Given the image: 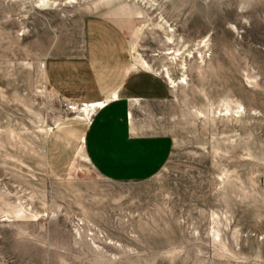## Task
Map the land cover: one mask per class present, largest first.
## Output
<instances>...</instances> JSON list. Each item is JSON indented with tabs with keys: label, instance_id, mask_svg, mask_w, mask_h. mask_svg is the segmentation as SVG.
Returning a JSON list of instances; mask_svg holds the SVG:
<instances>
[{
	"label": "rangeland",
	"instance_id": "obj_1",
	"mask_svg": "<svg viewBox=\"0 0 264 264\" xmlns=\"http://www.w3.org/2000/svg\"><path fill=\"white\" fill-rule=\"evenodd\" d=\"M41 1L0 0V264H264V0ZM89 15L171 87L148 181L78 155L94 110L43 74Z\"/></svg>",
	"mask_w": 264,
	"mask_h": 264
},
{
	"label": "crops",
	"instance_id": "obj_2",
	"mask_svg": "<svg viewBox=\"0 0 264 264\" xmlns=\"http://www.w3.org/2000/svg\"><path fill=\"white\" fill-rule=\"evenodd\" d=\"M124 9L122 15L134 17ZM83 34L65 55L52 56L44 66L56 94L76 105L99 106L85 125L78 155L110 181H148L173 147L170 136L158 131L156 113L158 103L171 96V87L134 63L130 42L115 21L86 16Z\"/></svg>",
	"mask_w": 264,
	"mask_h": 264
},
{
	"label": "bare ground",
	"instance_id": "obj_3",
	"mask_svg": "<svg viewBox=\"0 0 264 264\" xmlns=\"http://www.w3.org/2000/svg\"><path fill=\"white\" fill-rule=\"evenodd\" d=\"M42 3H49V4H54V5H56V4H58V2L56 1V0H42L41 1ZM74 3V2H73ZM168 40H170V38L168 37ZM166 53L167 54H172L173 53V51H166ZM181 54H183V53H181V51L179 50V52L177 53V56H180ZM182 56V55H181ZM164 70H166V73H167V76H166V78H168L173 84H175L176 83V81L171 77V75H170V72H169V70L167 69V68H164ZM43 74H44V76H45V69L43 68ZM46 77V76H45ZM182 82H183V80H182ZM70 104H73L72 106L73 107H71V109H78L75 105V103H70ZM83 108L82 109H80V111H82V112H85V111H87L88 109H93V110H95V108H97V107H99L97 104L95 105H84V106H82ZM92 115L93 114H91L88 118H87V121H90L91 120V117H92Z\"/></svg>",
	"mask_w": 264,
	"mask_h": 264
}]
</instances>
